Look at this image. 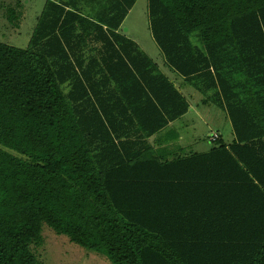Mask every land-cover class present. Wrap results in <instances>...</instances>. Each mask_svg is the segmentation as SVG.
Masks as SVG:
<instances>
[{
  "label": "trees",
  "instance_id": "16d2710c",
  "mask_svg": "<svg viewBox=\"0 0 264 264\" xmlns=\"http://www.w3.org/2000/svg\"><path fill=\"white\" fill-rule=\"evenodd\" d=\"M137 1L48 0L27 48L0 42V264H42L44 225L111 264H264V0H148L234 134L174 159L149 139L190 105L121 33Z\"/></svg>",
  "mask_w": 264,
  "mask_h": 264
},
{
  "label": "rangeland",
  "instance_id": "374dc122",
  "mask_svg": "<svg viewBox=\"0 0 264 264\" xmlns=\"http://www.w3.org/2000/svg\"><path fill=\"white\" fill-rule=\"evenodd\" d=\"M47 1L0 0V42L18 48H27ZM121 32L136 42L140 49L159 66L163 64L164 55L150 29L148 0L136 2L124 21ZM192 40L195 44H199L195 37ZM200 107L201 112L207 109L203 104ZM209 112L211 114L209 118L198 117V114L193 113L188 115L190 123L186 129L190 135L186 142L192 144L196 142L195 151H205L214 146L209 138L212 135L210 133L216 134L215 132L219 131L226 143L233 138L234 134L227 114L214 104L209 108ZM217 116H220V119ZM177 125L185 129L183 122L179 121ZM42 236V244L31 246L42 264H111L105 256L82 248L71 242L69 237L58 235L47 225L43 227Z\"/></svg>",
  "mask_w": 264,
  "mask_h": 264
},
{
  "label": "crops",
  "instance_id": "0c3cea01",
  "mask_svg": "<svg viewBox=\"0 0 264 264\" xmlns=\"http://www.w3.org/2000/svg\"><path fill=\"white\" fill-rule=\"evenodd\" d=\"M159 68L161 72L165 74L170 79V81L174 83L176 88L187 98L188 103L190 105V109L188 113H186L184 116H182L181 118L177 119L174 122H171L168 125V127L165 128V130L152 136L149 139V141L153 143L155 150L162 152L163 155L168 154L169 159H174L175 155L188 157L194 153H197V154L208 153L212 149V147L205 151H195L194 148H195L196 142L194 144H192L191 142L190 143L186 142L188 136L190 135V133H188L186 128L189 127L188 125L190 123V119H188L189 113L198 114L197 115L198 117L203 116L205 118H209L211 115L209 112V108L212 107L213 104L201 103L204 98L203 95H201V93L198 90H196L192 85L188 84L186 80L184 79V77H181L177 72L169 68L166 64V59L164 56H163V64L159 66ZM202 104L204 105V107L207 108L204 112H201L202 108L200 106ZM219 110L221 109L219 108ZM218 118L220 119V116ZM179 121L183 122V125H185V129H183V127H178L177 123ZM215 133L219 136L222 135L221 133H219V131ZM211 134L213 135V133H210V135ZM233 140H234V135H233V138L229 140L228 143H231Z\"/></svg>",
  "mask_w": 264,
  "mask_h": 264
},
{
  "label": "built area",
  "instance_id": "2783aa9c",
  "mask_svg": "<svg viewBox=\"0 0 264 264\" xmlns=\"http://www.w3.org/2000/svg\"><path fill=\"white\" fill-rule=\"evenodd\" d=\"M212 136H213L212 139H216L218 137L217 134H213Z\"/></svg>",
  "mask_w": 264,
  "mask_h": 264
}]
</instances>
